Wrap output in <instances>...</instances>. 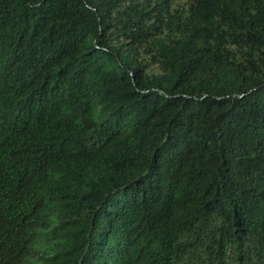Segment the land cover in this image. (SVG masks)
I'll use <instances>...</instances> for the list:
<instances>
[{
    "label": "trees",
    "instance_id": "16d2710c",
    "mask_svg": "<svg viewBox=\"0 0 264 264\" xmlns=\"http://www.w3.org/2000/svg\"><path fill=\"white\" fill-rule=\"evenodd\" d=\"M0 264H264V0H0Z\"/></svg>",
    "mask_w": 264,
    "mask_h": 264
}]
</instances>
